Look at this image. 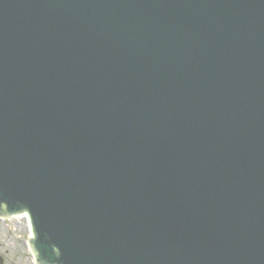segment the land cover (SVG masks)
Segmentation results:
<instances>
[{
  "label": "water",
  "instance_id": "1",
  "mask_svg": "<svg viewBox=\"0 0 264 264\" xmlns=\"http://www.w3.org/2000/svg\"><path fill=\"white\" fill-rule=\"evenodd\" d=\"M40 264H264V0H0V205Z\"/></svg>",
  "mask_w": 264,
  "mask_h": 264
},
{
  "label": "rangeland",
  "instance_id": "2",
  "mask_svg": "<svg viewBox=\"0 0 264 264\" xmlns=\"http://www.w3.org/2000/svg\"><path fill=\"white\" fill-rule=\"evenodd\" d=\"M28 239L23 219H0V256L3 264H35Z\"/></svg>",
  "mask_w": 264,
  "mask_h": 264
},
{
  "label": "bare ground",
  "instance_id": "3",
  "mask_svg": "<svg viewBox=\"0 0 264 264\" xmlns=\"http://www.w3.org/2000/svg\"><path fill=\"white\" fill-rule=\"evenodd\" d=\"M10 218L11 219H23V221L25 222V226L27 228V233L30 236V228H29V224H28V216L26 214L25 215H21V216H13V217H10ZM19 227H21V224H19Z\"/></svg>",
  "mask_w": 264,
  "mask_h": 264
},
{
  "label": "flooded vegetation",
  "instance_id": "4",
  "mask_svg": "<svg viewBox=\"0 0 264 264\" xmlns=\"http://www.w3.org/2000/svg\"><path fill=\"white\" fill-rule=\"evenodd\" d=\"M2 264L4 263L3 259L1 260Z\"/></svg>",
  "mask_w": 264,
  "mask_h": 264
}]
</instances>
